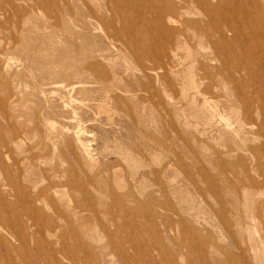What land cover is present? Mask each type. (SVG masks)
I'll use <instances>...</instances> for the list:
<instances>
[{
    "label": "rangeland",
    "instance_id": "obj_1",
    "mask_svg": "<svg viewBox=\"0 0 264 264\" xmlns=\"http://www.w3.org/2000/svg\"><path fill=\"white\" fill-rule=\"evenodd\" d=\"M164 1L0 0V264H264L256 22Z\"/></svg>",
    "mask_w": 264,
    "mask_h": 264
},
{
    "label": "bare ground",
    "instance_id": "obj_2",
    "mask_svg": "<svg viewBox=\"0 0 264 264\" xmlns=\"http://www.w3.org/2000/svg\"><path fill=\"white\" fill-rule=\"evenodd\" d=\"M211 0H190V2L192 3L193 5V8L195 9H200V8H208L210 10L211 8ZM218 1V5L217 7H219L220 9H226V7L222 6V0H216ZM233 2H230L228 5L229 9L227 11V13L230 15V17H235L237 20L240 18L241 19V25L240 26H245V22H246V19H249V20H254L256 22V29L254 30V32H256V34L258 33L257 37V41L260 42V44L262 45V47H264V0H243L245 2H247L248 6L245 8V6H242L241 7H236V0H232ZM161 2V1H160ZM185 0H167V1H164L162 2L163 3V6L166 7V10L167 12H165L164 16H160L158 18H156V21H155V25L153 26L152 24H149L150 25V28L154 31L155 34L157 35H160L161 37H163L164 39H166V46L163 48V49H159V50H155L154 47H151V50L153 51L152 54L153 55H156V58H159L160 55L162 53H164L162 56V63L161 65H167V61L170 57H174L175 56V51L178 49L177 47L176 48H173V46H171V42H170V38L173 37V39L176 37L177 39L176 40H180L183 42V44L185 45V41L187 40V37L186 35H184V33L181 32L180 28L177 27V21L175 20V18L172 17V14H171V9L175 8L176 5L178 6L179 5V8L182 10L183 8V4H184ZM152 5V4H151ZM150 6V5H149ZM149 9V8H148ZM219 9V10H220ZM200 11V10H199ZM197 16L199 14H196ZM226 17V16H225ZM223 17V18H225ZM96 18V17H95ZM94 18V19H95ZM224 20H227V19H224ZM211 21V20H210ZM185 23L187 25H189V22L185 21ZM191 24L193 25L194 23L191 22ZM175 26L174 29H170L169 26ZM237 27L234 25V24H229L227 23V21L224 22V26L223 27H219L217 30H215V32H217L218 34V37H219V41L224 45V44H229L231 43V41L228 39V38H231L232 39H235L237 37ZM152 33V32H151ZM252 38V36L250 37ZM169 40V41H168ZM253 53V52H252ZM235 57H237L235 55ZM247 60H250V59H253L251 57H249V55L247 54L246 56ZM165 59V60H163ZM255 65H256V69H257V72H259L261 74L262 77H264V50H263V53H262V57L260 59H256L255 61ZM168 66V65H167ZM166 66V68H167ZM189 75V74H188ZM239 78V77H238ZM232 79V78H231ZM243 81V80H242ZM207 85V84H206ZM202 94V93H201ZM200 95V94H199ZM212 102V101H211ZM205 103V102H204ZM213 103V102H212ZM208 105V104H207ZM204 107V106H203ZM206 107V106H205ZM208 113H207V117H209V122H208V125L209 126H214L215 124L214 123H218V122H221L222 124V129L225 130V131H229L231 132L233 135L235 133H238L239 131L242 130V127L245 125H238L237 129L235 128V126L229 124L228 121H221V119L219 118L218 119V122H214L213 120V117L214 116H217V112H216V109L212 106H209L208 107ZM253 111H251V109H248V108H245L243 109L242 111V114L244 116L245 119L247 120H251V113ZM238 113V112H237ZM262 113V112H261ZM219 117V116H218ZM224 120V119H223ZM258 122V121H257ZM255 124V123H254ZM254 124H252V122H249L248 123V128H250L252 131L253 130V126ZM262 129L261 128H256L255 129V132L254 133H251L253 134L255 137H259L261 139H264V136L262 135L261 133ZM5 148L7 146H4ZM251 150V155H257L258 151L257 149L255 148H252L250 149ZM249 151V150H248ZM229 152V151H228ZM260 191V190H258ZM2 196V194H1ZM1 199V198H0ZM3 201V200H2ZM34 202V201H33ZM3 203V202H2ZM33 212V211H32ZM1 214V213H0ZM32 214V213H30ZM2 216V215H1ZM0 216V217H1ZM32 216V215H31ZM6 218V217H5ZM31 218V217H30ZM2 220V218H1ZM4 223V222H3ZM8 222H6L7 224ZM2 226V225H1ZM4 226V225H3ZM13 228L14 226L16 225H11ZM16 228V227H15ZM10 229V227H9ZM3 230V229H2ZM16 230V229H15ZM18 230V229H17ZM16 230V231H17ZM170 230V229H169ZM8 231V230H7ZM15 231V232H16ZM20 231V230H19ZM5 232V231H4ZM18 232V231H17ZM16 232V233H17ZM10 233V232H9ZM14 233V234H16ZM25 234V233H24ZM7 234H5L6 236ZM11 235V233H10ZM26 235V234H25ZM3 236V235H2ZM19 236V235H18ZM24 236V235H22ZM8 237V235L6 236ZM5 238V237H4ZM23 238V237H22ZM29 239V237H27ZM25 238V239H27ZM31 239V238H30ZM4 240V239H3ZM36 240V239H35ZM5 241V240H4ZM31 241V240H30ZM38 241V240H37ZM17 242L19 243L18 241V238H17ZM27 242V241H26ZM29 242V240H28ZM9 243V242H8ZM11 243V242H10ZM15 244V243H14ZM17 244V243H16ZM15 244V245H16ZM30 244V243H29ZM1 245V244H0ZM14 245V246H15ZM38 245V243H37ZM13 246V247H14ZM12 247V248H13ZM17 247V246H16ZM236 247V246H234ZM10 248V247H9ZM39 248V247H37ZM45 248V247H44ZM50 248V247H49ZM63 248V247H62ZM237 248V247H236ZM15 249V248H14ZM17 249H20V248H17ZM35 249V248H34ZM33 250V249H32ZM38 250V249H37ZM60 250H61V247H60ZM16 251V250H15ZM22 251V250H21ZM25 251V250H24ZM41 251V250H40ZM44 251L46 252V250L44 249ZM49 251V250H48ZM62 251V250H61ZM60 251V252H61ZM64 251V250H63ZM62 251V252H63ZM18 252V251H17ZM16 252V253H17ZM20 252V250H19ZM37 252V251H36ZM59 252V253H60ZM242 252V251H241ZM1 253V252H0ZM22 253V252H21ZM43 253V252H42ZM52 253V252H51ZM243 253V252H242ZM46 254V253H45ZM16 255V254H15ZM19 255V254H18ZM21 255V254H20ZM24 255V254H23ZM30 255H33V252L30 254ZM39 255V254H38ZM50 255V254H49ZM52 256V255H51ZM50 256V257H51ZM61 256V255H59ZM241 256V255H240ZM239 256V257H240ZM17 257V255H16ZM56 257V255H55ZM42 258V257H41ZM172 258V257H171ZM241 258V257H240ZM5 259V258H4ZM15 259V258H14ZM35 257L33 258V260L35 261ZM44 259V258H43ZM11 260V259H10ZM42 260V259H40ZM47 260V259H46ZM5 261V260H4ZM12 261V260H11ZM32 261V260H31ZM53 261V259H52ZM26 262V261H25ZM38 262V261H37ZM57 262V260H56ZM27 263V262H26ZM49 263V262H47ZM54 263V262H52ZM5 264V263H4ZM18 264V263H17ZM20 264V263H19ZM28 264V263H27ZM39 264V263H38ZM56 264V263H55Z\"/></svg>",
    "mask_w": 264,
    "mask_h": 264
}]
</instances>
